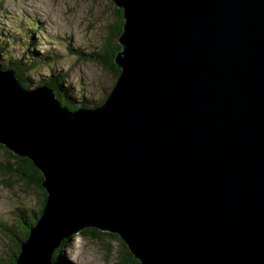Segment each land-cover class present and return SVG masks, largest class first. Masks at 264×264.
I'll return each instance as SVG.
<instances>
[{
    "label": "water",
    "instance_id": "water-1",
    "mask_svg": "<svg viewBox=\"0 0 264 264\" xmlns=\"http://www.w3.org/2000/svg\"><path fill=\"white\" fill-rule=\"evenodd\" d=\"M112 1L121 71L101 105L0 68V144L46 191L15 264H53L89 228L141 264H264V0Z\"/></svg>",
    "mask_w": 264,
    "mask_h": 264
},
{
    "label": "rangeland",
    "instance_id": "rangeland-1",
    "mask_svg": "<svg viewBox=\"0 0 264 264\" xmlns=\"http://www.w3.org/2000/svg\"><path fill=\"white\" fill-rule=\"evenodd\" d=\"M116 8L112 0H0L1 62L8 65L23 57L24 63L30 64L31 54L36 51L34 55L46 56L50 61L39 62L26 70L32 88L41 85L43 76H62L59 80L72 87L68 90L78 107H95L106 98L117 77L112 68L96 60L80 59L77 56L80 54L70 52L67 47L81 48L88 54L118 43L114 36L118 22ZM0 161L13 163L1 147ZM40 205L35 188L27 186L10 171L0 172V264H9L14 251L19 254L13 234L23 238L26 227L20 225L21 219H33ZM69 242L62 250L69 258L67 262V257L62 260L64 264H116L118 261L119 242L106 233L96 239L81 232ZM106 247L110 250H105Z\"/></svg>",
    "mask_w": 264,
    "mask_h": 264
},
{
    "label": "trees",
    "instance_id": "trees-1",
    "mask_svg": "<svg viewBox=\"0 0 264 264\" xmlns=\"http://www.w3.org/2000/svg\"><path fill=\"white\" fill-rule=\"evenodd\" d=\"M116 11H117L118 22L114 29V36L118 37L119 34L121 33V24L123 22V15H122L123 11L120 8H116ZM0 48L3 49V47L1 46ZM119 48H120V44L115 42L114 44H109L103 47L102 51H97L93 53L89 52L88 54H86L85 51L82 50L81 48H74L72 46L67 47V49L70 52L72 53L76 52L75 54H80V55H77L78 58L80 59L96 60L98 63L102 64L103 66L107 68H112L111 71L114 73L116 77H118V74L121 71L114 61L115 54ZM1 53L2 52L0 50V54ZM34 53H36V51H34ZM34 53L31 54L33 57L30 58V61L31 62L33 61V62L30 64L24 63L23 57H20V58H17L16 60L11 61L8 65L2 63L0 59L1 68L14 69L18 77L21 79L22 85L28 89L32 88V83H31L32 81L29 76L26 77L25 75L26 70L34 68L35 66L39 64V62L48 63L47 59L50 60L46 56H37V55H34ZM31 55L27 56V58H29ZM25 65H30V67L25 68ZM60 78H62V76L54 75V78H53L48 75V77L43 76L40 79V82L53 88L56 91L57 95L60 97L63 104H67V106H69L72 109L77 108L78 106L75 104L74 98L72 97V94H70L68 90L69 88H72V87L69 85H67L68 87L65 86L64 83L59 80ZM104 100L105 98L101 102L96 104L95 106L101 105L104 102ZM0 147L4 148L7 155L13 159V163H11L10 161H7V162L0 161V172L6 173L10 171L11 173H14L18 177V179L22 180L27 186H31L38 191L39 198L41 201L39 210L37 212L34 211L33 219L28 218V220L26 221L24 218H22V216L24 215L23 210H20L21 215L23 214L21 216L22 219H21L20 225L26 227V231L24 233L23 238H19L18 235L13 234L15 239L18 241L17 249L19 251L21 242L25 240L29 235V227L36 222V219L38 217L37 215L41 214L42 208L44 207L45 200H46V191L41 185L43 175L41 171L34 165V163L30 159H28L27 157H20L18 155H15L14 153H12L10 150L5 148L1 144H0ZM84 233H87L91 235V237L96 238V239H100L101 235L104 233L116 238L120 245V252L118 251L119 257H118V261L116 262V264H141L140 261L134 255L131 254L126 243L119 237L118 234L110 233V232H103L96 228L86 229V231L82 232V234ZM69 243H70L69 240L66 239L58 247L55 248L52 254L53 264H64L62 263V260L64 262L65 254L62 250L64 247H67ZM105 250H110V249L106 247ZM16 256H17V253L16 251H14V253L11 255V259L9 260V264H15Z\"/></svg>",
    "mask_w": 264,
    "mask_h": 264
},
{
    "label": "bare ground",
    "instance_id": "bare-ground-1",
    "mask_svg": "<svg viewBox=\"0 0 264 264\" xmlns=\"http://www.w3.org/2000/svg\"><path fill=\"white\" fill-rule=\"evenodd\" d=\"M29 11H30V10H29ZM36 11H37V10H36ZM35 13H36V12H35ZM123 19H124V18H123ZM70 49H71V48H70ZM120 49H121V48H119L118 50H120ZM118 50H117V51H118ZM75 51H76V50H75ZM47 61L49 62L50 60L47 59ZM63 74H64V73H63ZM64 75H66V73H65ZM41 85H42V86H47L46 84H43V83H41ZM47 87H49V86H47ZM58 97H59V96H58ZM61 103H62V101H61ZM62 105H63V106H67V104H63V103H62ZM67 107H68L69 109H71V110L76 109V108H73V109H72V108H70L69 106H67ZM33 225H34V224H33ZM119 237H120V236H119ZM120 238H121V237H120ZM65 257H67V259H66V262H67L69 258H68L67 255H65L64 258H65ZM66 262H65V264H66ZM70 264H71V263H70Z\"/></svg>",
    "mask_w": 264,
    "mask_h": 264
}]
</instances>
